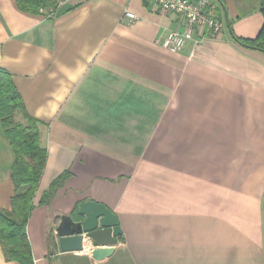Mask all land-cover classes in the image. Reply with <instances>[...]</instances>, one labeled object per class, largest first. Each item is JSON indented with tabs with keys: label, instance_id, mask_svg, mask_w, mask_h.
<instances>
[{
	"label": "crops",
	"instance_id": "0c3cea01",
	"mask_svg": "<svg viewBox=\"0 0 264 264\" xmlns=\"http://www.w3.org/2000/svg\"><path fill=\"white\" fill-rule=\"evenodd\" d=\"M215 1L223 31L173 52L161 40L184 25L147 0H60L52 16L0 0V67L48 150L28 222L35 264H264V51L235 38H255L264 12ZM14 156L0 119L1 210ZM88 199L123 230L102 259L88 242L59 248L61 215ZM0 264H21L1 239Z\"/></svg>",
	"mask_w": 264,
	"mask_h": 264
},
{
	"label": "trees",
	"instance_id": "16d2710c",
	"mask_svg": "<svg viewBox=\"0 0 264 264\" xmlns=\"http://www.w3.org/2000/svg\"><path fill=\"white\" fill-rule=\"evenodd\" d=\"M258 2L264 12V0ZM17 3L21 10L30 13H40L42 8L56 10L58 6L56 0H17ZM235 38L245 46L264 51V25L255 38ZM17 115L24 119L18 120ZM0 119L15 155L11 169L15 193L12 208L0 209V239L7 259L35 264L28 222L37 206L36 195L46 168L48 150L42 144L40 121L28 113L11 73L1 67ZM64 180V175L56 178L42 195L39 205L50 204Z\"/></svg>",
	"mask_w": 264,
	"mask_h": 264
},
{
	"label": "water",
	"instance_id": "95a60500",
	"mask_svg": "<svg viewBox=\"0 0 264 264\" xmlns=\"http://www.w3.org/2000/svg\"><path fill=\"white\" fill-rule=\"evenodd\" d=\"M56 232L62 252L83 251L88 242L95 247L93 258L102 259L113 253L123 230L118 215L108 205L88 199L74 213L61 215Z\"/></svg>",
	"mask_w": 264,
	"mask_h": 264
},
{
	"label": "built area",
	"instance_id": "2783aa9c",
	"mask_svg": "<svg viewBox=\"0 0 264 264\" xmlns=\"http://www.w3.org/2000/svg\"><path fill=\"white\" fill-rule=\"evenodd\" d=\"M149 3L161 7L166 12L178 14L184 29H176L169 32L161 40V44L170 51L181 50L189 40H199L209 35L218 36L225 27V21L216 14L215 0H147ZM42 13L54 15L53 8L41 9ZM126 17L133 21L137 16L133 11L127 10Z\"/></svg>",
	"mask_w": 264,
	"mask_h": 264
},
{
	"label": "rangeland",
	"instance_id": "374dc122",
	"mask_svg": "<svg viewBox=\"0 0 264 264\" xmlns=\"http://www.w3.org/2000/svg\"><path fill=\"white\" fill-rule=\"evenodd\" d=\"M60 0H56V2L58 3ZM62 1V0H61ZM17 119L18 120H23L24 118L21 115H17Z\"/></svg>",
	"mask_w": 264,
	"mask_h": 264
}]
</instances>
